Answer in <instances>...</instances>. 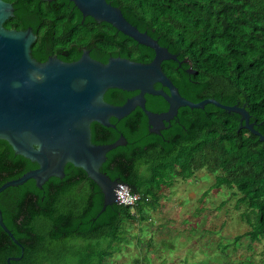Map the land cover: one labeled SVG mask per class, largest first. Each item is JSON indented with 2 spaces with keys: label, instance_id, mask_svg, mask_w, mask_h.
Segmentation results:
<instances>
[{
  "label": "trees",
  "instance_id": "16d2710c",
  "mask_svg": "<svg viewBox=\"0 0 264 264\" xmlns=\"http://www.w3.org/2000/svg\"><path fill=\"white\" fill-rule=\"evenodd\" d=\"M5 1L14 12L4 26L33 30L31 53L38 61L51 55L73 61L83 49L101 62L111 56L148 62L154 56L111 24L84 17L70 0ZM107 1L177 55L178 61L164 60L161 66L183 97L244 105L264 135V0ZM136 92L110 88L104 100L116 104ZM145 99L148 110L168 107L159 95L145 94ZM117 120H111L115 126L92 122L91 141L112 143L124 136L126 143L107 152L100 170L141 198L132 207L114 202L101 210L100 187L71 163L62 178L50 177L41 188L33 179L9 186L0 192V210L23 253L0 227V264L10 255H21L12 264H104L108 248L125 235L124 223L144 219L173 175L189 178L204 168L216 173L213 187L225 185L239 195L237 204L246 207L242 216L250 226L244 235L250 241L264 238V141L239 128V114L211 103L182 106L159 133L149 130L139 107ZM36 167L0 139V185Z\"/></svg>",
  "mask_w": 264,
  "mask_h": 264
},
{
  "label": "water",
  "instance_id": "95a60500",
  "mask_svg": "<svg viewBox=\"0 0 264 264\" xmlns=\"http://www.w3.org/2000/svg\"><path fill=\"white\" fill-rule=\"evenodd\" d=\"M70 1L84 17L111 24L137 43L151 48L154 56L148 62L120 56L101 62L83 49L80 57L73 61L61 60L56 55L38 61L31 53L36 39L33 30L6 28L4 22L13 16L14 8L10 2L0 0V139L7 141L15 154L37 164L36 168L2 183L0 192L28 179H33L36 187L41 188L50 177L62 178L65 165L71 163L84 170L100 187L101 210H104L116 202L115 189L122 182L111 179L100 167L107 152L125 144L126 139L121 135L112 143H93L90 125L97 122L113 126L110 117L124 118L136 107L146 115L149 130L159 133L165 128V122L176 116L179 107L204 108L211 103L239 114V128L250 130L264 141V135L249 121L244 105H226L214 98L193 102L183 97L161 66L164 60L178 61L177 55L130 23L118 6L107 0ZM156 83L161 87L156 88ZM110 88L137 92L122 104H112L104 100ZM145 94L163 97L167 109L148 110ZM0 227L21 247L22 255L23 248L4 224L1 210ZM21 255L7 258V264L10 259H20Z\"/></svg>",
  "mask_w": 264,
  "mask_h": 264
},
{
  "label": "rangeland",
  "instance_id": "374dc122",
  "mask_svg": "<svg viewBox=\"0 0 264 264\" xmlns=\"http://www.w3.org/2000/svg\"><path fill=\"white\" fill-rule=\"evenodd\" d=\"M215 174L204 168L189 178L173 175L144 219L124 223L125 235L108 248L104 264H264V238L244 235L246 207L234 189L212 186Z\"/></svg>",
  "mask_w": 264,
  "mask_h": 264
},
{
  "label": "built area",
  "instance_id": "2783aa9c",
  "mask_svg": "<svg viewBox=\"0 0 264 264\" xmlns=\"http://www.w3.org/2000/svg\"><path fill=\"white\" fill-rule=\"evenodd\" d=\"M116 203L125 206H134L136 202L141 198V195L136 192H131L129 187L124 183H119L115 189Z\"/></svg>",
  "mask_w": 264,
  "mask_h": 264
},
{
  "label": "flooded vegetation",
  "instance_id": "af4514ba",
  "mask_svg": "<svg viewBox=\"0 0 264 264\" xmlns=\"http://www.w3.org/2000/svg\"><path fill=\"white\" fill-rule=\"evenodd\" d=\"M131 96L130 95H127V96H124V97H120L119 98V100H118V102L119 103H116V104H122L127 98H130ZM112 104H115V103H112ZM113 119V117H110V119H109V121H110V123L111 124H113V126H115V124L111 121ZM122 120V118L121 119H118L117 121H121ZM153 133V132H152ZM76 171L74 170L73 171V173H75ZM13 256H15V255H10V256H8L7 258H9V257H13ZM7 258H6V264H7ZM11 261H13L12 259H10V264H12V262Z\"/></svg>",
  "mask_w": 264,
  "mask_h": 264
},
{
  "label": "crops",
  "instance_id": "0c3cea01",
  "mask_svg": "<svg viewBox=\"0 0 264 264\" xmlns=\"http://www.w3.org/2000/svg\"><path fill=\"white\" fill-rule=\"evenodd\" d=\"M133 258H134L133 261L136 263V262H139L138 260H144L147 257H145V255H144L143 258H141V259H139L138 257H133Z\"/></svg>",
  "mask_w": 264,
  "mask_h": 264
}]
</instances>
